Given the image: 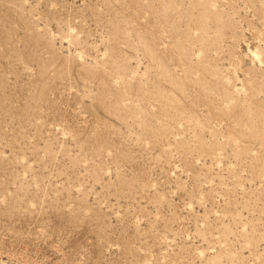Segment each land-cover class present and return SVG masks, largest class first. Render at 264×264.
Returning <instances> with one entry per match:
<instances>
[{
	"label": "rangeland",
	"instance_id": "374dc122",
	"mask_svg": "<svg viewBox=\"0 0 264 264\" xmlns=\"http://www.w3.org/2000/svg\"><path fill=\"white\" fill-rule=\"evenodd\" d=\"M0 264H264V0H0Z\"/></svg>",
	"mask_w": 264,
	"mask_h": 264
}]
</instances>
